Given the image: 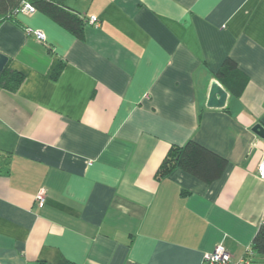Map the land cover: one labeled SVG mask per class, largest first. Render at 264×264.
I'll return each instance as SVG.
<instances>
[{
  "label": "crops",
  "instance_id": "1",
  "mask_svg": "<svg viewBox=\"0 0 264 264\" xmlns=\"http://www.w3.org/2000/svg\"><path fill=\"white\" fill-rule=\"evenodd\" d=\"M65 4L81 37L38 10L0 22L23 75L0 86V264H204L218 243L240 258L264 222V0ZM225 58L247 82L208 107ZM189 139L227 159L222 175L157 177Z\"/></svg>",
  "mask_w": 264,
  "mask_h": 264
},
{
  "label": "trees",
  "instance_id": "2",
  "mask_svg": "<svg viewBox=\"0 0 264 264\" xmlns=\"http://www.w3.org/2000/svg\"><path fill=\"white\" fill-rule=\"evenodd\" d=\"M23 0H0V21L12 17L15 10L21 6ZM36 10L48 15L52 20L71 31L78 37L82 36L83 20L77 12L70 9L65 0H27ZM61 65L54 75H58ZM227 91L237 97L242 92L247 77L237 69L231 58H225L220 68L213 74ZM23 79V75L5 64L0 73V86L9 90H16ZM227 165V159L193 139L183 145H172L163 157L156 171L157 177H165L179 168L194 177L211 182L218 179ZM251 248L254 254L264 255V223L258 227Z\"/></svg>",
  "mask_w": 264,
  "mask_h": 264
},
{
  "label": "built area",
  "instance_id": "3",
  "mask_svg": "<svg viewBox=\"0 0 264 264\" xmlns=\"http://www.w3.org/2000/svg\"><path fill=\"white\" fill-rule=\"evenodd\" d=\"M36 9L28 2L23 0L21 6L15 10L17 12L32 13ZM1 22V21H0ZM90 22H94V18H90ZM26 33L32 34L34 38L39 42H45V34L40 29L25 28ZM258 175L264 178V156L257 166ZM46 191L44 188H40L35 194V201L38 204H42L45 201ZM264 223V222H262ZM254 257V251L251 246L247 247L244 254L238 258L233 259L232 254L226 250L221 243L216 244L212 250L207 251L203 255L204 264H250Z\"/></svg>",
  "mask_w": 264,
  "mask_h": 264
},
{
  "label": "water",
  "instance_id": "4",
  "mask_svg": "<svg viewBox=\"0 0 264 264\" xmlns=\"http://www.w3.org/2000/svg\"><path fill=\"white\" fill-rule=\"evenodd\" d=\"M7 62V56L0 52V73ZM227 96L226 89L219 83L217 79H213L210 83L206 106L221 108L225 104ZM252 131L258 136H264V127L260 123H256L252 127Z\"/></svg>",
  "mask_w": 264,
  "mask_h": 264
}]
</instances>
